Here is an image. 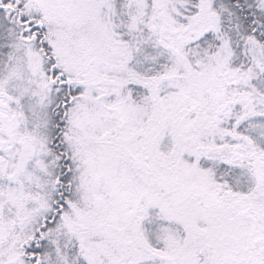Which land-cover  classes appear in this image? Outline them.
<instances>
[{"label":"snow or ice","instance_id":"1","mask_svg":"<svg viewBox=\"0 0 264 264\" xmlns=\"http://www.w3.org/2000/svg\"><path fill=\"white\" fill-rule=\"evenodd\" d=\"M0 264H264V0H0Z\"/></svg>","mask_w":264,"mask_h":264}]
</instances>
